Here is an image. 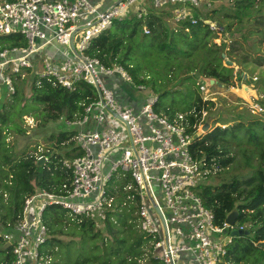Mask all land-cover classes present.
Masks as SVG:
<instances>
[{"label":"trees","instance_id":"1","mask_svg":"<svg viewBox=\"0 0 264 264\" xmlns=\"http://www.w3.org/2000/svg\"><path fill=\"white\" fill-rule=\"evenodd\" d=\"M229 3L227 8L222 5L204 10L191 8L194 21H179L172 27L163 20L172 17L170 6L149 11L140 19L128 13L121 20H112L92 37L84 53L105 67L121 65L135 84L145 87L152 81L150 71L154 66L162 67L167 78L168 74L195 73L197 80L209 79L218 86H231L234 80H240L241 73L251 70L249 66H264V0H229ZM207 21L222 27L221 34L227 38L214 43L217 34L209 29ZM142 26L147 28V34L142 32ZM24 46L25 41L18 34L0 35V49ZM225 61L231 66H225ZM234 67L239 71L234 73ZM190 79L195 82L191 75L183 81ZM20 80L23 83V79L14 80V93L0 103V189L8 195V202L3 204L0 192L3 209L0 225L4 227L15 223L25 198L36 191L64 194L60 186L69 184V172L61 161L82 154L72 140L73 132L67 130L50 135L48 142L54 141L51 151L47 149L38 157L16 151L6 140L8 136L25 132L23 117L39 119L42 125L59 119L69 120L82 113V105L97 98L94 87L84 82L70 91L36 74L31 76L29 95L25 96L17 83ZM104 82L113 90L115 99L130 106L112 87L121 81L106 78ZM154 82L160 84L157 79ZM4 92L0 89V98ZM165 94L156 98L153 110L157 113H160L159 98ZM211 104L195 96L191 109L183 113L188 132ZM163 113L169 117L175 114L169 108ZM212 125L191 143L192 156L215 167L216 173L228 167L237 170L216 185L199 186L196 194L202 205L212 212L216 225H221L226 216L235 211V223L247 226L232 237L228 248L232 263L250 260L252 264H264V115L238 112L229 121L217 119ZM237 152L242 157L240 161L235 158ZM40 157L44 161L37 165ZM130 183L128 175L116 173L111 177L108 192L116 207L106 213L104 221L72 216L57 204L44 207L41 220L46 228V239L40 251L48 255L50 264L156 263L151 255L150 237L136 229L139 199L132 190L124 189ZM131 195L133 198H128ZM98 224L102 225L103 232ZM3 247L0 240V264H10V248Z\"/></svg>","mask_w":264,"mask_h":264},{"label":"built area","instance_id":"2","mask_svg":"<svg viewBox=\"0 0 264 264\" xmlns=\"http://www.w3.org/2000/svg\"><path fill=\"white\" fill-rule=\"evenodd\" d=\"M198 4L199 0H0V35L18 34L25 41L24 47L0 49V89L13 94L14 80L35 71L39 78L67 90L84 82L97 93L95 100L82 105L80 115L64 121L82 153L61 161L69 172V184L60 186L64 194L36 191L25 198L15 223L7 225L10 232H0L1 242L10 248V264H50L48 255L40 251L46 239L41 213L47 204H57L72 216L104 221L116 207L106 189L116 173L128 175L132 182L124 189L138 196L137 228L150 237L155 264H233L228 255L231 232H241L243 226L225 220L216 225L196 194L217 171L194 158L189 149L201 135L202 118L188 132L185 114L169 117L153 110L156 98L138 106L124 105L104 79L116 78L138 91L145 86L135 84L121 65L105 67L84 53L88 41L114 19L128 13L140 19L170 6L175 23L193 22L191 8ZM208 26L217 35L223 30L210 22ZM141 30L148 33L145 26ZM239 77L249 80L243 73ZM199 88L204 90L202 84ZM251 110L261 109L254 105ZM112 120L119 121L125 132ZM152 183L159 185L161 204Z\"/></svg>","mask_w":264,"mask_h":264},{"label":"rangeland","instance_id":"3","mask_svg":"<svg viewBox=\"0 0 264 264\" xmlns=\"http://www.w3.org/2000/svg\"><path fill=\"white\" fill-rule=\"evenodd\" d=\"M214 5L217 7L222 5L224 8H227L230 3L229 0H199L197 8L204 10L205 8ZM163 20L167 22L166 25L169 27L175 25V21L172 19V17L170 19L169 17H167V19L163 18ZM226 38V35L223 36L220 33L213 41L214 43L219 44L221 40ZM154 68V70L150 71V74L152 75V81L147 82L145 89L142 91H138L134 85L122 81L119 84H113L112 87L115 88L114 90L120 96L126 98L128 105L130 106H138L141 102H148L152 98H157L161 93L166 92L165 96L159 98L160 113H163L164 109L166 108L171 109L176 114L187 113L191 109L190 106L195 96L199 95L202 100H207L212 103L209 105L208 109L204 111V114H201L202 121H200L201 123L199 126V132L201 135L204 134V132L201 130L203 124H208V131L213 126L212 124L215 120L220 119L222 121H229L230 117L238 112H246L250 115L259 117L264 115V66H249L248 68H251V70L243 72V74L249 77V80H234L233 84L228 87L218 86L215 83H213L215 85L209 86L206 82L207 80L210 82L209 79H202V83L200 79L197 80L195 73L190 74L191 77L194 78L195 82H193L191 79L183 81L184 77L190 76L187 75L188 73L183 75L180 72L175 76L168 74L169 78H167L165 71L162 70V67L159 66L158 69L157 66H154ZM236 71H239V69L234 67V73ZM182 73L184 72L182 71ZM33 74H35V71L27 74V76L23 78V83H21L22 80L17 82L19 86L23 88L25 96L29 95V84ZM253 77H255L256 80L250 79ZM156 79L160 81V84H156L154 82ZM199 84L204 86L203 91L200 90ZM4 93L5 95L0 98V103H3L6 98H8V94L6 92ZM254 105H258L261 110H251L252 106ZM64 121L65 120L63 119H59L57 121L48 122L42 125L39 119L23 117L22 126L25 128V132L22 135L11 134L6 140L13 145L16 151H24L26 154H32L35 157H38L43 152H46L47 149L51 148V145L54 141L48 142L47 139L50 135H56L59 131L67 130V127L64 125ZM112 123L116 125L119 130L125 132L124 126L119 121L112 120ZM233 150L236 151L235 148ZM235 158L237 161H240L242 157H240L239 153L237 152ZM236 170V168L228 167L225 171H220L217 173L215 172L210 177L208 184L216 185L221 180H227L230 176V173ZM242 172H245V170ZM109 187L110 184L108 183L106 189L109 190ZM151 188L156 200H158V202L161 204L159 185L152 183ZM0 192L2 194V203L6 204L8 202V195L1 191V189ZM2 213L3 209L0 207V217ZM134 215L135 213H133V216ZM98 227L102 232L104 231L102 225L98 224ZM243 227L245 228L247 226L243 225ZM136 229L138 230L137 226ZM0 232L6 233L10 231L6 227L0 225ZM240 264H252V262L250 260H245Z\"/></svg>","mask_w":264,"mask_h":264},{"label":"water","instance_id":"4","mask_svg":"<svg viewBox=\"0 0 264 264\" xmlns=\"http://www.w3.org/2000/svg\"><path fill=\"white\" fill-rule=\"evenodd\" d=\"M206 23L208 24L209 22L207 21ZM224 64H225V66H231V63H230L229 61H225ZM200 81H202V80L200 79ZM210 82L215 83L213 80H210ZM207 129H208V124H207V123L203 124L201 130H202L204 133H206V132H207ZM43 161H44V158H40V159L38 160V162H37V165L41 164ZM154 209H155V211L157 212V214H158L160 220L162 221V217H161V215H160V212L158 211V208H157L155 205H154ZM235 218H236V212H235V211H231V212L226 216V218H225V222H226L228 225H233V224L235 223ZM240 233H241V232H235V231H233V232H231V236H235L236 234H240ZM3 248H4V249L8 248V244L4 245Z\"/></svg>","mask_w":264,"mask_h":264},{"label":"crops","instance_id":"5","mask_svg":"<svg viewBox=\"0 0 264 264\" xmlns=\"http://www.w3.org/2000/svg\"><path fill=\"white\" fill-rule=\"evenodd\" d=\"M52 52V51H51ZM50 51H49V53H51Z\"/></svg>","mask_w":264,"mask_h":264}]
</instances>
